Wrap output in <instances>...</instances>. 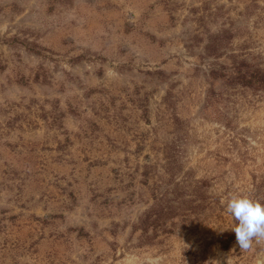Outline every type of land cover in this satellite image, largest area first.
<instances>
[{
	"label": "rangeland",
	"instance_id": "obj_1",
	"mask_svg": "<svg viewBox=\"0 0 264 264\" xmlns=\"http://www.w3.org/2000/svg\"><path fill=\"white\" fill-rule=\"evenodd\" d=\"M237 67L264 0H0V264H264L226 212L264 201Z\"/></svg>",
	"mask_w": 264,
	"mask_h": 264
},
{
	"label": "clouds",
	"instance_id": "obj_2",
	"mask_svg": "<svg viewBox=\"0 0 264 264\" xmlns=\"http://www.w3.org/2000/svg\"><path fill=\"white\" fill-rule=\"evenodd\" d=\"M226 212L236 221L230 229L235 232L240 250H249L254 242L264 240V201L234 195L226 203Z\"/></svg>",
	"mask_w": 264,
	"mask_h": 264
},
{
	"label": "trees",
	"instance_id": "obj_3",
	"mask_svg": "<svg viewBox=\"0 0 264 264\" xmlns=\"http://www.w3.org/2000/svg\"><path fill=\"white\" fill-rule=\"evenodd\" d=\"M235 73L237 74L236 81L247 84L257 83L260 87L264 88V74L255 71L243 72L242 68L240 67H237V71Z\"/></svg>",
	"mask_w": 264,
	"mask_h": 264
}]
</instances>
